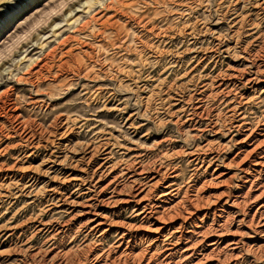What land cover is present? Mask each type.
I'll use <instances>...</instances> for the list:
<instances>
[{"label":"rangeland","instance_id":"374dc122","mask_svg":"<svg viewBox=\"0 0 264 264\" xmlns=\"http://www.w3.org/2000/svg\"><path fill=\"white\" fill-rule=\"evenodd\" d=\"M10 115L46 139L21 141ZM74 145L120 175L103 235L78 186L88 152L27 178ZM0 166V264H264V0H0Z\"/></svg>","mask_w":264,"mask_h":264},{"label":"bare ground","instance_id":"6f19581e","mask_svg":"<svg viewBox=\"0 0 264 264\" xmlns=\"http://www.w3.org/2000/svg\"><path fill=\"white\" fill-rule=\"evenodd\" d=\"M245 50H247V49H245ZM255 74H256V78L255 79L253 78L251 81L257 80V78L262 74V72L257 70ZM251 81H250V79H248V82L251 83ZM220 85H222V81H221ZM197 110L200 112L201 110H203V108L198 107ZM16 117L17 116H15V115H10L11 119H16V121H15L16 125L15 124L14 125H15V129H16V134L18 135L20 140L31 144L33 147L34 146L39 147L42 144V141H44V139H46L44 137L46 134L44 132V130L37 129L36 125H30L29 122H26L24 120H19ZM51 133H53V132L51 131ZM54 134H57V133L54 132ZM51 140L52 139L48 138L45 141H47V143H49V141H51ZM80 151L88 152L86 155H89V156L91 155L88 158L82 157L85 161H88V163H90L89 166L91 168H89V169H90L91 173L88 175L84 174V176L81 177L82 180L78 182V186L84 188V190H86L87 192H91V194L95 197L94 203H87L88 206L86 204L84 205L85 206L84 212L86 215H88V218L86 219V226H87V229L89 230V232H91L93 234L99 233L100 235H103L104 233L107 232V229L105 230V225L107 223L105 222V219L102 217V213H100L99 209H100V207H103L100 204L105 202L106 200H108V199H104L105 196H103V193H104L103 191H105V189L107 188V186L110 185V183H112L113 181H118L120 178V175L115 174L116 172H114L115 171L114 166L110 165L108 162V160H110V152L104 154L103 155L104 158L102 159V163L99 164V166H97L96 168H94L95 166L92 167L91 164H92L93 155L95 154L96 149L95 148H87V147L85 149L84 148H77L74 145V149L71 152H68V153L65 151L57 152L55 154V156H53V159L50 158V156L49 157L46 156L47 158H49L46 162L52 161L49 163L48 168H46V169L43 167L36 168L33 171H31L30 175H28L27 178L29 179V182L33 181L32 186L34 184L45 183L44 179H49V180H47L48 182L55 180L56 176H59V174L61 175L63 173L64 168L71 167L73 164H77V162L80 160L79 159V160L72 161L74 158H72V156H69V154H77ZM248 156L249 155H245V157L243 159L248 158ZM1 169H3L2 166H0V170ZM89 169L87 168V171ZM56 171H58V174L54 175ZM66 175H67V173H66ZM127 175H129V174H127ZM110 176L112 177V179L109 181L107 180L108 183L105 186H103L104 185L103 178L110 177ZM158 176H159V174L157 173V177ZM3 177L8 178L9 174H6L5 176H0V181ZM74 177H76V176H73V177L69 176V177L64 178L62 184L63 183L65 184L68 180L73 181ZM131 180H132V182H131L132 184L130 185V188L127 191L128 192L127 195H129L131 198H138L140 196V194L135 195L136 191L133 192V190L135 189V184H136L135 181L137 179L132 178ZM47 183H45V184H47ZM27 184L28 183H25L21 187V190H23V192H25V195L29 196V195H31L32 192H34V189L26 190L25 187L27 186ZM37 188H38V186H37ZM41 188L42 187H40V189ZM61 190H63V188L59 189V188L54 187L50 190V192H52V191L58 192ZM21 195H22V193H21ZM50 198L57 200V202L59 204H64L68 201V197L66 196V194H60V193H56V194L54 193L53 194V192H52V195H50ZM142 198L137 200V202L141 201ZM263 208H264V206H263ZM144 210H145V213L149 211V213L146 215V217L152 216L150 214L152 212H154V211H151V205L150 204H147L144 207ZM161 214L162 213H160V215ZM160 215H157V216H160ZM53 229L56 232L62 233V232H64L65 228L58 225V226H54ZM88 252H89L88 254H90V251H88ZM74 253H76V252H74ZM71 255H72V253L70 252V250L66 251V256L68 257V259L72 258ZM44 256L46 257L47 254H45ZM44 256H43V258H45ZM16 257H17V260L14 264H41V263L45 262L44 259H42L40 263L36 261L37 258L40 257V252L34 253V252L26 251V250H19L16 253ZM73 260H75V259H73Z\"/></svg>","mask_w":264,"mask_h":264}]
</instances>
